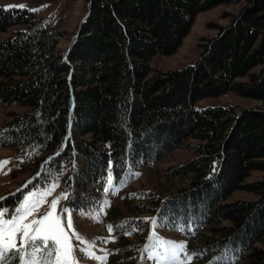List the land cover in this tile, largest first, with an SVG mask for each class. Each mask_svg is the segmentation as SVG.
<instances>
[{"label": "trees", "instance_id": "trees-1", "mask_svg": "<svg viewBox=\"0 0 264 264\" xmlns=\"http://www.w3.org/2000/svg\"><path fill=\"white\" fill-rule=\"evenodd\" d=\"M237 1L90 0L66 53L57 50L64 31H48L29 9L0 7V32L26 26L0 40V105L23 108L0 130V148L14 145L25 163L48 171L80 161L67 205L89 209L109 174L133 179L143 163L194 140L195 157L168 170L191 181L165 199V212L210 225L207 247L216 242L240 251L245 264H264L256 245L264 244V175L244 183L264 173V109L198 106L229 92L264 102V0H248L204 39L192 64L151 66L156 55L177 52L197 14ZM236 190L258 199L229 202Z\"/></svg>", "mask_w": 264, "mask_h": 264}, {"label": "rangeland", "instance_id": "rangeland-1", "mask_svg": "<svg viewBox=\"0 0 264 264\" xmlns=\"http://www.w3.org/2000/svg\"><path fill=\"white\" fill-rule=\"evenodd\" d=\"M247 3L248 0H239L197 14L177 52L169 56L156 55L151 60V66L154 69L173 70L192 64L201 54L204 39L215 37L222 27L230 24L233 17L239 14ZM20 5L25 7H18ZM89 6L90 0H0V7L4 8H25L31 11L38 9L34 12L48 31L54 29L64 31L66 34L57 46L59 53L68 51L81 23L89 13ZM25 29L24 25L13 26L6 32H0V40H5L14 32ZM248 79L244 77L239 81ZM217 104L235 105L237 111L264 109V102L241 97L234 92L217 98H205L199 101L198 106ZM22 111L23 108L17 106L6 108L0 105V130L11 120L13 112ZM193 143L194 140L188 141L185 146L174 150L162 161L143 163L139 175L133 179L127 177L122 181L113 178V188H109L108 176L97 196V204L87 210L67 205L75 185L72 177L77 167H82L80 161L74 160L73 164L63 162L60 169L48 171L49 169L39 161L25 163L24 156L14 145L0 148V161H10L3 170H0L2 198L0 210L7 209L10 214L30 193L43 192L53 185H58L46 198L49 203L45 207H50L51 201L66 194L68 198L60 199L58 210L69 209L76 232L87 241L94 242L97 256H104L107 252V264H160L159 261L148 257L157 252L163 254L164 249L159 246L161 240L185 244L186 253L193 256L191 264H245L243 254L232 247L222 246L216 242L209 247L203 244L205 241L202 235L208 237L213 235V232L209 231L210 225L202 227L194 223L184 224L165 212L163 206L165 199L171 193L187 187L191 181L190 177L171 176L168 170L181 166L195 157L188 148V145ZM263 175L261 171H253L244 183L250 184L261 179ZM257 199L258 196L248 190H236L228 201ZM148 218H155L157 225L153 227ZM109 225L113 229L111 232L108 230ZM69 234L71 235V231ZM105 239L108 240L107 243ZM73 243L79 244L81 248L88 247L87 244L75 240ZM256 245L264 248L262 243ZM185 259V252H181L176 264ZM11 264H19V261L13 259ZM82 264H101V261L86 258Z\"/></svg>", "mask_w": 264, "mask_h": 264}, {"label": "snow or ice", "instance_id": "snow-or-ice-1", "mask_svg": "<svg viewBox=\"0 0 264 264\" xmlns=\"http://www.w3.org/2000/svg\"><path fill=\"white\" fill-rule=\"evenodd\" d=\"M36 10L38 9L33 11ZM9 163V160L0 161V170ZM108 185L113 188L111 174ZM57 186L53 185L43 192L30 193L10 214L7 209L0 210V264H11L13 259L19 261V264H82L86 258L107 264L106 250H102L106 252L104 256H97L94 242L87 241L76 232L69 209L58 210L60 199L68 198L66 194L51 201L50 207H45L49 203L46 198ZM148 219L153 227L157 225L155 218ZM108 230H113L111 225ZM73 240L87 244L88 247L81 248L79 244H74ZM107 242L105 239V243ZM159 246L164 249L163 254L157 252L148 259H155L160 264H176L179 254L185 252L186 259L179 264H191L193 256L186 253L185 244L161 240Z\"/></svg>", "mask_w": 264, "mask_h": 264}]
</instances>
